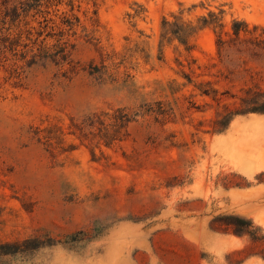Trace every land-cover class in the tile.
Returning <instances> with one entry per match:
<instances>
[{
	"label": "rangeland",
	"instance_id": "obj_1",
	"mask_svg": "<svg viewBox=\"0 0 264 264\" xmlns=\"http://www.w3.org/2000/svg\"><path fill=\"white\" fill-rule=\"evenodd\" d=\"M76 5L94 40L72 39L73 74L0 62V246L9 245L0 264H130L154 235L165 236L148 264H264V114L212 133L242 89L264 88V60L220 54L213 28L190 54L177 41L160 46L173 16L223 11L224 33L234 20L264 28V0ZM117 109L134 121L110 147L97 129L81 130ZM232 216L256 226L229 244Z\"/></svg>",
	"mask_w": 264,
	"mask_h": 264
},
{
	"label": "trees",
	"instance_id": "obj_2",
	"mask_svg": "<svg viewBox=\"0 0 264 264\" xmlns=\"http://www.w3.org/2000/svg\"><path fill=\"white\" fill-rule=\"evenodd\" d=\"M81 0H0V62L12 61L26 62L36 65L40 62L52 63L63 71V76L74 73V65L71 59L76 45L72 39H84L92 42L93 29L81 22V18L75 13L80 11ZM96 0H93L95 3ZM64 8V9H61ZM223 14L209 12L207 16H201L196 21H186L182 16H173V21L164 18L161 24L160 46L163 43L177 41L184 51L190 54L193 50L191 40L203 29H219L217 45L219 53L223 51L237 56L247 57L248 61L262 62L264 60V28L254 26L250 28L244 21L232 22L231 33H224L225 24ZM96 15V13H95ZM89 22L94 26L93 17ZM80 32V34H78ZM228 37L223 39L222 34ZM30 57L31 60H28ZM18 69V68H17ZM260 75V73H256ZM212 92L204 91L209 96ZM238 108L233 110L226 108L223 114L218 115L214 122L212 133L225 132L236 116L248 114H264V88L257 83L251 87L242 89L238 97ZM132 121L133 115L126 113L124 109H117L113 113H94L82 123L81 130L97 129L100 139L106 147H110L115 141H120L121 130ZM47 141L58 137H46ZM59 140V139H58ZM229 226L233 228L234 236L245 237L248 230L256 226L254 220L242 216L230 217ZM9 245H2L0 249ZM10 254V253H3Z\"/></svg>",
	"mask_w": 264,
	"mask_h": 264
},
{
	"label": "crops",
	"instance_id": "obj_3",
	"mask_svg": "<svg viewBox=\"0 0 264 264\" xmlns=\"http://www.w3.org/2000/svg\"><path fill=\"white\" fill-rule=\"evenodd\" d=\"M164 236L165 235H154L152 237L151 246L149 248L145 247V248H142L141 250H138V252H136L135 254L132 255V257L129 258V263L130 264H148L149 258L153 255L151 254V252H152V248H154L155 239L164 238ZM226 238H227L226 241L229 244H232L234 242L231 239H236L239 242L243 241V238L236 237V236H226ZM184 241L188 244L190 243V246L193 248V244L191 245L190 241H187V240H184ZM127 247H128V250L130 251L135 250V247L132 245H127ZM230 249H232V246L230 247Z\"/></svg>",
	"mask_w": 264,
	"mask_h": 264
}]
</instances>
